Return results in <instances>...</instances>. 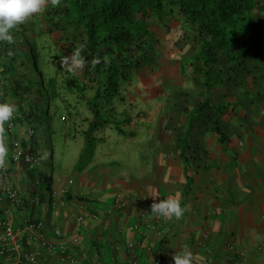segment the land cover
Wrapping results in <instances>:
<instances>
[{
    "label": "crops",
    "instance_id": "1",
    "mask_svg": "<svg viewBox=\"0 0 264 264\" xmlns=\"http://www.w3.org/2000/svg\"><path fill=\"white\" fill-rule=\"evenodd\" d=\"M4 45L0 42V50ZM5 101L16 105L19 117L12 133L5 132L8 157L0 170V187L17 190L25 201L18 205L0 198V218L8 214L18 229L31 218L43 221L49 231L68 232L83 205L87 218L80 249L86 256L80 264H127L131 260L161 264L164 256L184 251L192 253L193 264H202L206 258L214 264H264V101L247 109V120L233 127L236 133L223 145L213 133L199 136L198 142L192 137L198 148L194 145L181 153L170 132L178 122L172 120L169 128L164 126L168 135L156 143L153 140L151 153H99L101 143L97 142L87 154L82 136L79 150L69 157L56 155L53 146L48 149L41 142L42 120L36 122L33 98L15 94L0 55V102ZM212 137L223 146L219 153H210ZM14 139L30 146L38 159L44 151L48 158L39 159L33 168L13 161ZM131 167L134 170L129 172ZM37 183L42 202L33 205L29 199ZM118 194L125 199L122 210L114 209ZM173 198L186 211L179 219L163 217L156 223L158 215L151 212V205ZM143 212L151 225L141 217ZM135 223L139 228L131 230ZM128 243L134 247L128 248ZM37 245L26 242V249ZM244 250L247 259L242 262L239 253Z\"/></svg>",
    "mask_w": 264,
    "mask_h": 264
},
{
    "label": "trees",
    "instance_id": "2",
    "mask_svg": "<svg viewBox=\"0 0 264 264\" xmlns=\"http://www.w3.org/2000/svg\"><path fill=\"white\" fill-rule=\"evenodd\" d=\"M40 14L56 29L59 21L71 29L73 40L62 34L66 46H61L58 68L63 69L65 50L75 52L84 45L85 67L79 75L66 69L63 84L67 93H78L94 117L84 131L86 146L92 150L97 144L94 132L104 127L103 118L110 115L96 104L102 92L107 87L118 91L119 81L127 78L130 69L157 59L167 34L189 85L188 90L175 93L168 106L166 127L172 120L178 122L170 132L181 153L194 148L192 137L198 142L199 136L214 133L221 141L229 139L233 132L229 120L246 118L248 108L264 101V0H59L36 15L43 28ZM31 32L26 21L14 30L20 62L16 65L6 58L4 72L10 75L16 95L33 98L39 123L47 106L44 99L54 101L62 94L56 76L44 81L38 43ZM13 44L5 42L6 56ZM61 118L67 116L61 115L59 123Z\"/></svg>",
    "mask_w": 264,
    "mask_h": 264
},
{
    "label": "rangeland",
    "instance_id": "3",
    "mask_svg": "<svg viewBox=\"0 0 264 264\" xmlns=\"http://www.w3.org/2000/svg\"><path fill=\"white\" fill-rule=\"evenodd\" d=\"M36 15L38 14H34L26 20V23H28L29 29H32L31 38L38 43L40 52L39 69L44 72L45 82L51 76L57 77L58 87L62 94L60 99L54 101H51L49 97L44 99L43 103L47 106L44 107V116L42 123H40L42 130L40 140H43L41 142L45 143L48 149L53 146L56 155L66 153V156L69 157L71 153H77V150H79L80 143H83L84 131L88 128V121L94 120V117L85 102L78 98L77 92L67 93L63 84L66 68L62 62V70L56 65L57 60L62 56L60 54L61 46H66V42L61 38L62 34L72 40L74 39L71 29L64 28V25H66L64 21H59L56 29L44 14L39 15L43 22V28H41L40 23L35 18ZM42 29H45V31ZM51 29L54 31L48 32ZM20 52L19 43L16 42L12 45V49L7 53V56L5 47L1 48L0 55L3 60L8 59V57L14 59L17 65L20 62V55L18 54ZM73 53L65 50L63 58ZM37 69H35L36 72ZM81 70L73 73L79 75ZM188 89L189 85L175 60L171 35L167 34L166 42L160 49L157 59L152 58L146 64H143L140 69H130L127 78L119 81L118 91H115L112 87H107V91L102 92L101 99L95 101L96 104L101 105L100 107L103 106L106 114H110L109 117L103 118L106 123L103 125L104 127L94 132L93 136L97 139L96 143H101L97 151L110 155L114 153H151V147L154 148L153 140L156 143L158 138L168 135L164 126L169 122L171 112L170 107H168L169 102L173 100L175 93ZM85 95L89 96L91 92H87ZM49 104L50 107L47 110ZM263 106L264 103L261 104V107ZM63 114L67 118L66 120L61 118L59 123L58 119ZM102 115L104 116V113ZM246 120L247 118L237 119L236 117L230 119L229 128L233 129L234 126H241ZM147 136L150 139H146ZM212 139L214 145L217 143V147L214 145L209 147L210 153H219V150L222 151L223 146L219 145L216 137H212ZM229 141L230 139L220 140V143ZM197 148L198 145L195 146V149ZM92 151V148H87V146L83 150L87 154L92 153ZM133 170V167L128 168L129 172Z\"/></svg>",
    "mask_w": 264,
    "mask_h": 264
},
{
    "label": "built area",
    "instance_id": "4",
    "mask_svg": "<svg viewBox=\"0 0 264 264\" xmlns=\"http://www.w3.org/2000/svg\"><path fill=\"white\" fill-rule=\"evenodd\" d=\"M18 113H14L10 121L6 123V131L12 133ZM64 119V118H63ZM11 158L15 162H25L31 168L35 167L38 162V156L32 151L30 146H24L17 140L11 141ZM73 183V180H70ZM39 183L36 185L34 194L29 201L33 205H40L42 202L41 193L38 191ZM83 196V193L81 194ZM0 198L11 199L20 205L25 201L17 190L8 186L0 187ZM125 199L121 194L116 196L114 203L115 210L124 208ZM97 218V214H92ZM148 224L151 222L147 219L146 212L141 214ZM87 213L84 206H80V212L76 215L75 222L70 231L64 232L61 229L47 230L43 221L35 219H26L23 227L18 229L8 214L2 215L0 218V264H80L86 253L81 251V235L85 230V222ZM162 216H157L155 222L161 223ZM138 224L130 226L131 230H137ZM26 242L37 243V247L33 250L26 249ZM116 245V249H119ZM134 243H128V248H133ZM167 255L162 258L161 264H174L173 255ZM240 261L247 259L246 250L239 253ZM241 264V262H239ZM127 264H140L137 260H131ZM202 264H214L211 258L202 260Z\"/></svg>",
    "mask_w": 264,
    "mask_h": 264
},
{
    "label": "clouds",
    "instance_id": "5",
    "mask_svg": "<svg viewBox=\"0 0 264 264\" xmlns=\"http://www.w3.org/2000/svg\"><path fill=\"white\" fill-rule=\"evenodd\" d=\"M59 0H0V42L8 44L15 43L14 30L31 18L34 14L43 13L46 7L51 4L53 7ZM84 45L77 47L70 56L63 58L62 64L69 72H76L85 67V58L81 55ZM17 111L14 103L0 102V170L4 169L7 163L8 148L5 143L6 123L11 120ZM48 152L44 151L39 159L46 160ZM186 211L178 199H162L151 205V212L162 217L174 216L179 219ZM174 264H193V256L190 251L174 254Z\"/></svg>",
    "mask_w": 264,
    "mask_h": 264
}]
</instances>
